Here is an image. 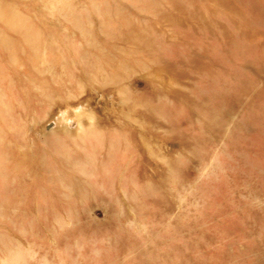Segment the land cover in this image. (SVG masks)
Listing matches in <instances>:
<instances>
[{
	"label": "rangeland",
	"instance_id": "obj_1",
	"mask_svg": "<svg viewBox=\"0 0 264 264\" xmlns=\"http://www.w3.org/2000/svg\"><path fill=\"white\" fill-rule=\"evenodd\" d=\"M0 264H264V0H0Z\"/></svg>",
	"mask_w": 264,
	"mask_h": 264
},
{
	"label": "bare ground",
	"instance_id": "obj_2",
	"mask_svg": "<svg viewBox=\"0 0 264 264\" xmlns=\"http://www.w3.org/2000/svg\"><path fill=\"white\" fill-rule=\"evenodd\" d=\"M96 150H93L91 152H85L84 156L81 158V161L80 162H77L75 161L71 154L69 153H63L62 155V159H63V163L62 165L63 166H71L73 168L75 167H79L80 169H78L79 171H81L84 175L86 174V172L90 173V174H94L96 172V169H94L92 166H91V170H88L86 167H88V164L89 162L91 161L92 159V156H93V160H94V157H95V154H96ZM92 160V161H93ZM49 182H54V177L53 176H50L48 177L47 179ZM65 186V194H67V197H69V199H73L75 197H78L81 193L83 194V192L85 191V186L82 185V187L80 188H76L72 182H69L68 183H65L64 184ZM103 190L106 191L105 188H102Z\"/></svg>",
	"mask_w": 264,
	"mask_h": 264
}]
</instances>
